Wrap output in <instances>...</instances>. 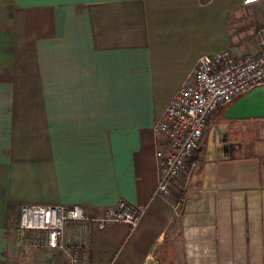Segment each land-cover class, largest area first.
<instances>
[{"label": "crops", "instance_id": "0c3cea01", "mask_svg": "<svg viewBox=\"0 0 264 264\" xmlns=\"http://www.w3.org/2000/svg\"><path fill=\"white\" fill-rule=\"evenodd\" d=\"M245 0H0V264H64L21 248L23 205L103 216L124 202L136 228L90 231V264H264V149L203 141L167 197L155 130L199 59L264 43V4ZM248 122V121H247ZM249 135V136H248ZM83 225L66 237L81 241Z\"/></svg>", "mask_w": 264, "mask_h": 264}, {"label": "built area", "instance_id": "2783aa9c", "mask_svg": "<svg viewBox=\"0 0 264 264\" xmlns=\"http://www.w3.org/2000/svg\"><path fill=\"white\" fill-rule=\"evenodd\" d=\"M264 4V0H245L244 6ZM264 86V43L261 50L246 56L230 50L202 56L195 70V79L184 85L168 106L155 130L168 140V151L156 154L159 182L156 194L167 197L180 178L187 162L201 145L208 123L219 108L230 104L255 88ZM127 223L136 228L137 210L119 203L106 215H89L75 206L23 205L17 227V245L65 255L64 264H90V231L104 229L109 223ZM83 225L81 241L68 240L69 224ZM9 264H27L23 260Z\"/></svg>", "mask_w": 264, "mask_h": 264}, {"label": "rangeland", "instance_id": "374dc122", "mask_svg": "<svg viewBox=\"0 0 264 264\" xmlns=\"http://www.w3.org/2000/svg\"><path fill=\"white\" fill-rule=\"evenodd\" d=\"M231 102L230 104H232ZM228 106L226 104L221 109H219L217 112H215L214 116L217 120L211 122L209 125V134L211 136V144H214L216 146H234L237 143V139L239 138V133L235 132L233 133V138H231V132L230 127L233 125L235 120H228L226 118H223V113L225 108ZM248 121V122H247ZM209 124V123H208ZM243 127L242 130H245L247 134L255 135L256 132L258 133V139L254 142V146L259 148V150L264 149V118L263 119H250L243 121ZM248 135V136H249ZM261 167L260 171H264V166ZM261 177L264 178V172H261ZM18 243V242H17ZM22 248V247H21Z\"/></svg>", "mask_w": 264, "mask_h": 264}, {"label": "water", "instance_id": "95a60500", "mask_svg": "<svg viewBox=\"0 0 264 264\" xmlns=\"http://www.w3.org/2000/svg\"><path fill=\"white\" fill-rule=\"evenodd\" d=\"M228 120L264 118V86L255 88L233 102L223 113Z\"/></svg>", "mask_w": 264, "mask_h": 264}, {"label": "trees", "instance_id": "16d2710c", "mask_svg": "<svg viewBox=\"0 0 264 264\" xmlns=\"http://www.w3.org/2000/svg\"><path fill=\"white\" fill-rule=\"evenodd\" d=\"M239 99V98H238ZM237 100V99H236ZM236 100H234L233 102H235ZM231 104H228V106L225 108V110L230 106ZM222 108V107H221ZM221 108H219V109H221ZM224 110V111H225ZM223 117V116H222Z\"/></svg>", "mask_w": 264, "mask_h": 264}, {"label": "flooded vegetation", "instance_id": "af4514ba", "mask_svg": "<svg viewBox=\"0 0 264 264\" xmlns=\"http://www.w3.org/2000/svg\"><path fill=\"white\" fill-rule=\"evenodd\" d=\"M241 121H243V120H241Z\"/></svg>", "mask_w": 264, "mask_h": 264}]
</instances>
